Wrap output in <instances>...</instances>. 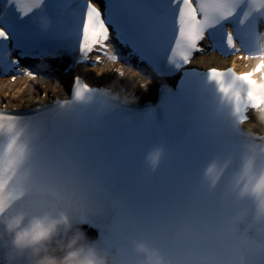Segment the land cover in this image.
I'll return each mask as SVG.
<instances>
[{
  "label": "snow or ice",
  "instance_id": "1",
  "mask_svg": "<svg viewBox=\"0 0 264 264\" xmlns=\"http://www.w3.org/2000/svg\"><path fill=\"white\" fill-rule=\"evenodd\" d=\"M8 3L24 22L0 16L4 73L19 67L18 59H9L10 36L21 57L33 55L22 42L26 38L63 39L68 48H78L82 61L110 49L107 59L117 63L121 57L108 43L109 26L158 74L162 65L171 72L189 65L194 53L204 51L205 40L213 51L244 52L241 59L256 63L241 74L232 68L185 70L176 90L168 88L165 112L174 118L182 150L163 188L144 194L118 179L127 176L131 161L118 169L98 149L74 138L54 145L42 116L0 111V214L10 203L30 213L62 209L73 224L92 221L101 229L99 246L111 252L114 264H137L129 247L133 238L159 249L167 264H264V137L241 127L249 109L264 113V53L254 43L264 31V0H104L103 12L94 0H78L67 27L61 26L60 13L73 0ZM225 22L233 28L225 31ZM100 63L98 55L94 65ZM23 71L36 79V73ZM105 88L75 77L71 99L58 101L53 111L79 121L124 110L105 111L98 101ZM132 115L144 119L152 113ZM153 118L161 122L158 110ZM144 160L151 179L169 164V147L152 146ZM0 264L25 262L14 261L0 246Z\"/></svg>",
  "mask_w": 264,
  "mask_h": 264
},
{
  "label": "clouds",
  "instance_id": "2",
  "mask_svg": "<svg viewBox=\"0 0 264 264\" xmlns=\"http://www.w3.org/2000/svg\"><path fill=\"white\" fill-rule=\"evenodd\" d=\"M254 43L257 50L264 53V31ZM110 54L109 49L105 57ZM108 61L110 63L100 70H92L97 76L105 71L115 72L117 82L125 80L129 85L128 88L117 87L114 82L98 96L105 111L111 113L137 104L139 97L134 94L135 90L147 93L152 81L131 66ZM0 246L14 261L23 260L25 264H114L111 252L97 242H90L62 209L30 213L6 204L0 214ZM129 247L137 264H167L164 254L144 239H130Z\"/></svg>",
  "mask_w": 264,
  "mask_h": 264
},
{
  "label": "bare ground",
  "instance_id": "3",
  "mask_svg": "<svg viewBox=\"0 0 264 264\" xmlns=\"http://www.w3.org/2000/svg\"><path fill=\"white\" fill-rule=\"evenodd\" d=\"M59 57H62L63 59V55L60 54ZM211 58H207V57H197L193 63V65L201 67V68H209L211 67L213 64L219 65L218 62H220V59L213 55L210 56ZM235 64V63H234ZM237 66H240L239 62H236ZM102 67H97V68H82L81 69V73L87 78V80L93 84H101V85H113L114 82L116 83V86L118 84L117 82V77H115V79H112L111 77V72L112 71H105L102 75L97 76L96 71L100 70ZM95 69L96 71L92 70ZM67 74L66 76L62 79H59V81L61 83H73L74 81V76L72 74V71L70 69L66 70ZM153 72H150L151 77H153L154 79H156V81L161 80V78H163L164 73L162 69H159V71L161 72V74H158L157 72H154L156 70H152ZM31 80V79H30ZM35 81H38L37 79H32ZM31 81H28L26 79H21L18 81L17 86L15 88L16 90V95H18L19 97L25 93V92H29L30 90L28 89V87H30ZM123 87L127 86V81L124 80V83L122 85ZM14 90L13 86L8 84L7 82H0V105L5 104L8 107H12L15 103V100H17V98L14 97V95L11 94V91ZM58 90V89H57ZM66 95V89H64L63 87L57 91V96L59 98H64V96ZM16 96V97H18ZM13 98V99H12ZM261 117H264V114H256L254 115V120H257L260 122L259 125V130L261 133H264V120L261 119ZM253 126V125H251Z\"/></svg>",
  "mask_w": 264,
  "mask_h": 264
},
{
  "label": "rangeland",
  "instance_id": "4",
  "mask_svg": "<svg viewBox=\"0 0 264 264\" xmlns=\"http://www.w3.org/2000/svg\"><path fill=\"white\" fill-rule=\"evenodd\" d=\"M112 79H115V76L112 75ZM124 83V80H119L118 81V84L121 86L122 84ZM128 84V83H127ZM10 85L13 86L14 90L11 91V94L14 95L15 98H17V100H15V104H17V106H23V102H27L29 104L32 103L33 105H36V104H43L45 99H44V93H48L49 94H52L53 96L56 95L57 93V87L55 84H49V83H32L30 84V87H28V89L30 90L29 92H25L23 93L20 97L18 95H16V86H17V83L16 84H12L10 83ZM153 84H151L148 88V91L147 93H142L140 96L143 97L145 94L149 97H152L153 95ZM18 96V97H16ZM43 97V98H42ZM42 98V99H40ZM13 99V98H12ZM33 100V101H32Z\"/></svg>",
  "mask_w": 264,
  "mask_h": 264
}]
</instances>
